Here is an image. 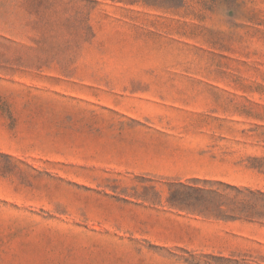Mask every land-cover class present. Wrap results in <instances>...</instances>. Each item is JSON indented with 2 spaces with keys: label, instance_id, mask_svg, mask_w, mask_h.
<instances>
[{
  "label": "rangeland",
  "instance_id": "1",
  "mask_svg": "<svg viewBox=\"0 0 264 264\" xmlns=\"http://www.w3.org/2000/svg\"><path fill=\"white\" fill-rule=\"evenodd\" d=\"M254 156L264 0H0V264H264L263 218L168 201L232 214Z\"/></svg>",
  "mask_w": 264,
  "mask_h": 264
},
{
  "label": "trees",
  "instance_id": "2",
  "mask_svg": "<svg viewBox=\"0 0 264 264\" xmlns=\"http://www.w3.org/2000/svg\"><path fill=\"white\" fill-rule=\"evenodd\" d=\"M251 161V167L264 174V157L254 156L251 158ZM225 186L234 189L236 195L241 196L233 200V208L230 210L232 214H225L226 210L221 209V205L225 203L216 199V197H221V195L199 187L180 184L177 189L171 190L168 201L171 205L178 208L197 210L199 213L212 209L213 214L231 219L241 217L264 219L263 190L229 184H225Z\"/></svg>",
  "mask_w": 264,
  "mask_h": 264
}]
</instances>
